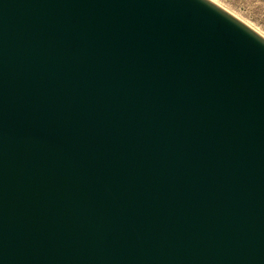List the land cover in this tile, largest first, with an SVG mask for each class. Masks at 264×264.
Returning a JSON list of instances; mask_svg holds the SVG:
<instances>
[{
    "label": "water",
    "instance_id": "obj_1",
    "mask_svg": "<svg viewBox=\"0 0 264 264\" xmlns=\"http://www.w3.org/2000/svg\"><path fill=\"white\" fill-rule=\"evenodd\" d=\"M0 264H264V37L211 0H0Z\"/></svg>",
    "mask_w": 264,
    "mask_h": 264
},
{
    "label": "rangeland",
    "instance_id": "obj_2",
    "mask_svg": "<svg viewBox=\"0 0 264 264\" xmlns=\"http://www.w3.org/2000/svg\"><path fill=\"white\" fill-rule=\"evenodd\" d=\"M235 17L264 35V0H214Z\"/></svg>",
    "mask_w": 264,
    "mask_h": 264
},
{
    "label": "bare ground",
    "instance_id": "obj_3",
    "mask_svg": "<svg viewBox=\"0 0 264 264\" xmlns=\"http://www.w3.org/2000/svg\"><path fill=\"white\" fill-rule=\"evenodd\" d=\"M211 1H213V2H215L214 0H211ZM216 3V2H215ZM217 4V3H216ZM219 5V4H218ZM220 6V5H219ZM222 7V6H221ZM223 8V7H222ZM226 10V9H225ZM229 12V11H228ZM243 22V21H242ZM245 24L247 25V23L245 22ZM249 26V25H248ZM249 27H251V26H249ZM253 30H255L253 27H251ZM258 33V32H257ZM260 34V33H259ZM262 37H264V35H262V34H260Z\"/></svg>",
    "mask_w": 264,
    "mask_h": 264
}]
</instances>
